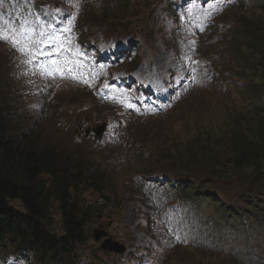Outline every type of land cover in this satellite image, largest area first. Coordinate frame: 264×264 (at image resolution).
<instances>
[{
	"label": "trees",
	"instance_id": "trees-1",
	"mask_svg": "<svg viewBox=\"0 0 264 264\" xmlns=\"http://www.w3.org/2000/svg\"><path fill=\"white\" fill-rule=\"evenodd\" d=\"M22 1L5 0V3L18 5ZM42 1L49 3V0ZM66 1L58 0V4L63 6ZM121 1L123 8L118 16L125 15L130 3V0ZM260 3L259 8L264 11V0ZM49 10L50 14H47L40 6L35 7L38 21L45 31L53 22L55 6H50ZM113 20L124 22L126 19ZM15 22H20L18 17ZM242 22L243 18L238 19L232 29L221 33L218 43L240 40L245 50L238 66L257 67V75L251 80L261 90L264 88V20L255 31H251L252 23L244 22L247 29L240 34ZM102 27L114 35L108 24ZM80 35L78 27L74 36L79 38ZM50 36L44 34L42 40ZM10 77L0 65V264H76L89 241L87 224L93 226L99 216H109L121 210L125 197L131 198L135 192L136 197L141 194V182L147 181L154 173L149 165L156 157L173 165L172 169L161 174L166 180L171 178V182L179 172L185 173L183 185L176 184L175 187L194 194L201 192V198L206 202L213 204L215 200L207 190H202L203 185L230 180L245 173L250 174L243 181L244 189L251 194L264 195V188L260 189L258 185H264V103L259 97L256 98L260 105L247 118L230 116L222 128H206L191 136L189 147L196 151H173L183 144V140H173L171 145L157 149L168 152H156L148 141L150 135L144 132L140 136L136 134L135 138L145 142V147L135 149L126 157L120 147L116 150L106 148L98 139L91 140L82 134L85 113L91 112L90 105L71 110L72 123L62 120L63 125L72 127L76 135L75 145L66 148L62 144L45 143L41 147L25 144L27 137L15 125L18 114L13 108L17 100L10 96L12 89L6 84ZM251 94L256 93L252 91ZM54 102L57 103V99ZM57 110L61 107L57 106ZM21 113L29 116L26 110ZM54 125L59 124L55 122ZM112 165H125L128 170L115 174L110 169ZM194 182H203V185L196 186ZM130 185L138 189L132 191ZM251 208L256 209L264 221V209L247 204V209ZM58 224L60 231L56 230Z\"/></svg>",
	"mask_w": 264,
	"mask_h": 264
},
{
	"label": "rangeland",
	"instance_id": "rangeland-1",
	"mask_svg": "<svg viewBox=\"0 0 264 264\" xmlns=\"http://www.w3.org/2000/svg\"><path fill=\"white\" fill-rule=\"evenodd\" d=\"M161 2L162 4L159 0H130V3H128L129 10L124 16H118L119 11L123 8V2L121 0H68L64 3L63 8L67 14L73 13L75 16L78 15L82 17L80 20L81 27H92L94 26L92 23L99 20L101 22L97 24V26H104L106 24L110 25V31H116L119 35L118 39L124 37L132 41V46H139V48L126 49V56H128L130 60H133V55L137 52L139 55L137 60L143 71H148L150 67L155 71V68L158 66H163L166 63L168 65L171 64L170 61L167 62V57L172 53L179 51L180 48L178 47L182 46L181 43L183 40L178 36L177 32L181 30L179 23L175 22L171 17H168L164 13V10L168 7L170 1L161 0ZM246 3H253L254 7H257L260 0H246ZM164 7L165 9L163 10ZM13 12L15 13L16 11L14 10ZM233 15L240 16L241 12L237 10ZM123 18L126 19L124 22L113 20ZM229 19H231V17L224 18L220 21V24H228ZM0 24L3 25V28H0V36L11 37V39H0V41L6 42L15 50H22L25 54L31 53L35 47L34 45L39 39V34L33 27L32 23L27 24L22 28H15L9 24L0 13ZM104 29L105 28H97L91 30L88 36H100ZM13 41H16V43H13ZM188 48L191 49L192 45H189ZM133 50H136V52H133ZM37 53L40 52L38 51ZM11 55L15 54L11 52ZM5 60L9 67V57L7 56L6 51L0 46L1 66H3ZM184 69H186V67ZM183 70L180 72L181 80L184 79ZM156 73L158 75H166L167 71H158ZM166 81L173 84L176 82L175 76L167 78ZM201 81L205 84L211 82V80L205 76H201ZM44 88L49 90L59 88L61 94L57 97H59L61 102L67 101L69 98L73 101V98L78 94L87 102L92 101L91 98L87 97L88 95L86 93L82 91V93H78V90L73 86L57 87L54 84H47ZM37 90L38 85L36 83L31 84L28 86V90L21 95V98L29 100L28 96L30 94L34 96L35 94H39L37 93ZM117 94L118 90L113 91V96H117ZM218 98L219 97L213 88H207L203 84L164 117H149L151 114L150 111L135 109L133 102L131 101L120 104L122 109L113 106L114 109L101 107L96 110L99 114H107L108 116H111L112 121L117 119L119 123L117 133L121 136V134L125 132L122 127L127 126H139L141 127V130L147 129L157 132L161 129L162 125L169 121V118L176 119L182 113L191 108L201 110L202 108L213 104ZM35 100L36 98H33V101ZM230 101L231 103L234 102L239 104L242 101L241 93L236 90L232 91V99H230ZM83 103L84 101H82V104ZM16 109L18 108L13 110ZM133 112L143 117L135 116L133 115ZM88 115L90 119V113ZM103 122L105 121H101L95 126L94 124L90 125L88 128L90 133L88 135L92 133L94 127L100 126ZM40 125L39 122H35L28 128L37 130ZM46 126L43 128L44 131L49 127ZM84 134L86 135V130L84 131ZM48 137L53 138L52 133L49 134ZM89 138H91V140L93 139L91 135ZM132 145L135 146L136 144L132 143ZM135 148H140L139 144H137ZM127 150L128 147L125 148V151ZM82 159L84 160V154H82ZM156 167L162 172L170 168V166H167V163L162 162L156 163ZM211 190H213V192L210 194L218 201V204L222 207V211L225 210L234 214L238 209H243L245 217L238 219L236 223H245L248 226V229L242 230L241 228H238L237 231H233L232 228L228 226V223H217L216 230L218 233H230V239L222 240L223 242L221 243V239L218 237L217 233L202 229L198 225L195 226L196 223L190 220L189 215L186 216V213L180 212L179 215L175 217V226L182 234L188 235V238L182 245H189V242H191L200 248V250H191L189 248L178 249L166 257L164 252L153 247L155 241L159 242L161 239V224L142 223L139 219L138 227H135V216L131 221L128 219L130 208L135 211V207L138 206V204L133 201L130 208L125 207L123 209V223L113 222L111 227L108 228L106 224L107 221H102L100 222L101 224L96 226V228H98L100 225H103L109 237H112L114 240L125 245L127 247V253H129L127 257L124 260H120L125 255L121 257L115 255L114 257L107 259L104 256L105 253L100 250L99 243H96L93 240L88 245V249L91 251L90 262L96 264L98 260H104L107 264H264V224H259L264 222H261L262 216L256 211V209L251 208L247 210L245 207L247 204H252L254 207L263 209L264 195L251 194L245 191H231L225 187L219 188L218 190ZM197 195L200 194L197 193ZM197 205L202 208L205 217L208 216L213 218L217 213L214 206L208 204ZM146 207L149 209V203ZM154 209H151V211ZM170 210L175 211L182 209L170 206V209H162L160 212L166 214L168 217H172L171 213H169ZM151 211L149 214L152 213ZM194 212L202 217L201 212ZM150 218L153 220L151 216ZM170 221H172V218H170ZM147 224L151 225L152 228L146 229L142 232V228H145ZM56 230L60 231L59 224L56 227ZM212 235L213 237L211 238ZM249 246H252V249L244 251V249ZM249 250L252 251L250 255H248Z\"/></svg>",
	"mask_w": 264,
	"mask_h": 264
},
{
	"label": "water",
	"instance_id": "water-1",
	"mask_svg": "<svg viewBox=\"0 0 264 264\" xmlns=\"http://www.w3.org/2000/svg\"><path fill=\"white\" fill-rule=\"evenodd\" d=\"M96 239L99 240V236H97ZM103 248H104V249L111 250V251H116V252H122V251H123L122 248H119V247H117V246L111 244L110 242H106V243L103 245Z\"/></svg>",
	"mask_w": 264,
	"mask_h": 264
},
{
	"label": "bare ground",
	"instance_id": "bare-ground-1",
	"mask_svg": "<svg viewBox=\"0 0 264 264\" xmlns=\"http://www.w3.org/2000/svg\"><path fill=\"white\" fill-rule=\"evenodd\" d=\"M12 11H14V10L12 9ZM258 185L261 186V189L264 188V185H262V184H258ZM147 219L149 220V218H147ZM149 228H152V227H151V225H148V224H147V225L145 226V228H142V232L145 231L146 229H149Z\"/></svg>",
	"mask_w": 264,
	"mask_h": 264
},
{
	"label": "snow or ice",
	"instance_id": "snow-or-ice-1",
	"mask_svg": "<svg viewBox=\"0 0 264 264\" xmlns=\"http://www.w3.org/2000/svg\"><path fill=\"white\" fill-rule=\"evenodd\" d=\"M0 39H11V37H4V36H0ZM43 41H40V43H42ZM13 43H16V41H13ZM59 71V69H57Z\"/></svg>",
	"mask_w": 264,
	"mask_h": 264
}]
</instances>
